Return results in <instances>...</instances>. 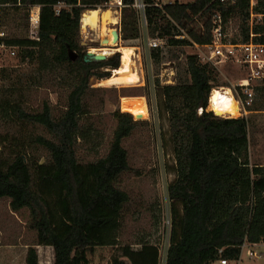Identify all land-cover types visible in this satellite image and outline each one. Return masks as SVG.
<instances>
[{
	"label": "trees",
	"instance_id": "trees-1",
	"mask_svg": "<svg viewBox=\"0 0 264 264\" xmlns=\"http://www.w3.org/2000/svg\"><path fill=\"white\" fill-rule=\"evenodd\" d=\"M105 1L0 0V23L10 16L26 31L3 40L18 48L17 58L23 64L35 66L37 82L48 81L65 96L63 108L56 113L47 99L39 109L27 108L19 81L0 94V116L11 120L12 132L17 131L0 133V198H9L14 211L30 212L29 227L36 232V242L28 247L26 264H49L40 260L37 246L53 248L51 264H71L75 251L119 244L124 209L130 201L120 179L128 172L142 174L123 145V139L138 127L134 114L120 107L111 111L114 126L109 132L102 124L103 112L91 108L93 96L103 88L93 84L121 66L122 53L85 61L89 48L82 46L76 64L62 65L72 51L67 38L47 31L29 35L35 5L86 11ZM124 2L121 38H140L134 0ZM144 2L150 35L165 37L171 46L192 44L176 38L173 21L186 27L194 41L211 42L217 13L226 27L232 18L240 19V35L232 36L233 42L249 41L251 32L252 39L264 41V0L255 7L262 18L253 25L249 0L169 1L162 6L154 0ZM194 16L198 21L192 25ZM151 54L159 62L162 48H152ZM187 70L189 81L161 85L158 80L176 161L175 178L167 187L171 229L165 264H218L222 258H238L246 240H264V165L250 160L249 118H218L206 110L210 92L218 85V69L193 53L187 56ZM1 72L5 78L7 69ZM257 93L260 99L249 107L251 111L264 108V86L257 87ZM127 95L134 94H123ZM201 107L205 110L199 114Z\"/></svg>",
	"mask_w": 264,
	"mask_h": 264
},
{
	"label": "rangeland",
	"instance_id": "rangeland-1",
	"mask_svg": "<svg viewBox=\"0 0 264 264\" xmlns=\"http://www.w3.org/2000/svg\"><path fill=\"white\" fill-rule=\"evenodd\" d=\"M169 1L192 2L194 0H162L163 3ZM74 8L76 7L61 5L53 6L52 9L48 8L47 10L49 14L54 15L55 13L59 17L63 11L75 15ZM77 8L81 20L84 19V14H88L90 11ZM41 9L43 8L37 10L36 7H32L31 14L39 15L41 20ZM97 9H100L101 14L106 11V16L111 21L108 24V29L103 31L100 21L97 25L83 26V23L79 24L77 32L79 45L76 49L71 38L54 32L50 33L67 38L72 49L78 53L82 52V46L96 53H103L107 49L108 56L113 55L116 51L122 53L125 48L134 50L132 68L139 74L140 81L133 85L107 84L103 83V79L96 81L93 86L103 88L93 96L91 108L103 112L101 114L102 124L110 132L114 126V118L110 112L118 107L121 108L123 94H134L132 96H139L144 99L146 104L145 118L143 120L137 119L134 114L138 127L135 132L123 139V145L130 151L133 165L141 170L142 174L128 172L124 173L120 179V185L130 193V201L126 204L123 213L119 235L120 243L117 245L91 246L75 251L71 264H119L121 261L126 264H165L171 229L167 187L170 181L175 178L176 161L170 141L164 95L160 88L162 87L160 84H164L160 82L159 75L165 72L167 77H171V83L189 81L187 56L196 53L197 50L192 45L171 46L164 43L160 46L162 59L156 62L151 54L152 49L149 46L146 27L142 26L140 38L123 40L120 36L117 40L115 39V42L113 41L114 43H111L108 39L111 38L109 34L112 31L109 33L108 30L118 26L120 13L108 4ZM256 20L259 19L256 17ZM30 21V36L36 37L38 31H44L41 22L35 25L32 24V19ZM239 25V18L234 17L229 21L227 31L230 37L240 35ZM68 26L71 25L68 24ZM0 28L6 37L21 36L26 32L24 27L16 25L10 16L5 19L4 23H0ZM7 46L8 48L4 47L1 52L0 67L6 68L7 72L5 78L0 75V94L9 84L13 82L18 84L19 81V84L23 85L27 108L39 109L43 100L47 99L53 104L56 113L61 111L65 101L63 91L48 81L37 82L35 66L23 64L17 58L18 48L9 44ZM12 50H15L16 54H12ZM61 64L72 65L76 63L70 59L61 61ZM217 69L219 72L217 86H230L244 73L238 65L232 63ZM113 71H111L112 74ZM158 80L160 84H158ZM101 99L104 100V103L101 102ZM259 99L257 93L255 102ZM121 110L123 109L121 108ZM246 117L250 119L248 134L251 163L264 165V108L250 111ZM10 123L11 120L7 121L0 116V133H6L10 130L11 133L17 134V131L12 132L15 124ZM37 131L39 132V129ZM26 132H30L29 126L26 128ZM44 132L46 133V131ZM135 153H140L142 158L152 160V165L144 169L138 166L135 163ZM30 217L28 209L14 211L11 208L9 198H0V264H26L24 252L36 242V232L29 227ZM37 248L40 250L42 262L46 263L47 260H50V248L47 246H38ZM245 260L249 264L264 263V259L253 260L247 256H245Z\"/></svg>",
	"mask_w": 264,
	"mask_h": 264
},
{
	"label": "built area",
	"instance_id": "built-area-1",
	"mask_svg": "<svg viewBox=\"0 0 264 264\" xmlns=\"http://www.w3.org/2000/svg\"><path fill=\"white\" fill-rule=\"evenodd\" d=\"M157 6H162V0H154ZM224 1V0H222ZM235 2V0H232ZM259 0H249L250 4V24L253 25L259 22L262 18V14L255 12V7L258 5ZM104 4H108L111 7L120 13L121 20V10L127 4L124 0H106ZM103 4V5H104ZM133 7L136 8L139 15V23L142 34V26L146 27L148 31V40L150 48L160 47L166 43V38L157 36H151L148 27V20L146 16V3L144 0H134ZM32 13V11H31ZM256 17L259 20H256ZM33 20L32 24L40 23V16L30 15V20ZM198 21V16H194L192 25H195ZM176 28L177 34L176 38L179 39H189L192 42V46L196 48L197 52L195 54L203 62H207L216 68H221L229 63L238 65L243 70V76L237 81L232 83L230 86H214L210 92L209 104L206 107L207 111L215 112L218 118L219 116L215 109L209 110V105L212 103L215 93L221 92L224 95L231 94L235 101L238 104L240 117H246L247 114L251 111V107L256 100L257 87L264 86V41H256L252 39L253 32H251V39L249 41H237L233 42L227 31L226 24L224 23L223 16L220 13H217L213 16V29L212 35L213 39L211 42L199 43L194 41L186 27L180 25L179 23L173 21ZM118 26L115 27V30L118 31L119 37L121 36V21L117 23ZM5 33L0 28V61H1V52L5 47L8 48L7 43L3 40ZM141 37V36H140ZM12 54H16L15 50H12ZM1 66V64H0ZM0 67V75L1 69ZM159 80L162 84H174L171 83V77H167L165 72H162L159 75ZM205 110L204 107L199 108V114L203 113ZM233 117L232 115H228ZM237 116V117H239ZM245 256L251 259H264V240L260 242H249L245 241L241 245L240 255L235 259H225L222 258L219 260L218 264H249L245 260ZM264 264V263H263Z\"/></svg>",
	"mask_w": 264,
	"mask_h": 264
},
{
	"label": "bare ground",
	"instance_id": "bare-ground-1",
	"mask_svg": "<svg viewBox=\"0 0 264 264\" xmlns=\"http://www.w3.org/2000/svg\"><path fill=\"white\" fill-rule=\"evenodd\" d=\"M45 9L46 8H43V11L41 13L40 24L42 29L47 32H54L71 38L75 49L79 45V43L77 42V32L80 26L79 24L83 23V26L97 25L100 21L101 28L103 31H105L108 29V24L111 22L106 16V11L104 12V14H101L100 9L90 10L88 14H84V19L82 20L79 17V10L77 7L73 10L76 13L75 15L63 11L59 17L53 14H49ZM114 21L117 22L116 20ZM68 24H70L71 26L69 27ZM108 31L109 33L110 31H112L111 34H109L111 35V38H109L108 41L114 43L117 40L115 28H111ZM105 52H107V49L105 50ZM133 55L134 50L132 48L123 49L121 56V66L119 68L113 69L114 73L110 77L103 79V83L133 85L139 82L140 76L137 71L132 68ZM121 108L124 111H129L135 114L137 119L143 120L145 118L146 104L142 97L132 95L124 96L121 100ZM212 109H215L219 116L222 118L229 117L228 115H232L233 117H237L240 115L239 107L234 97L231 94L224 95L220 91L215 93L212 103L209 105V110ZM134 157L135 163L143 169L148 168L153 163L152 160L142 158L140 156V153H135Z\"/></svg>",
	"mask_w": 264,
	"mask_h": 264
},
{
	"label": "water",
	"instance_id": "water-1",
	"mask_svg": "<svg viewBox=\"0 0 264 264\" xmlns=\"http://www.w3.org/2000/svg\"><path fill=\"white\" fill-rule=\"evenodd\" d=\"M115 34H116V38H119L118 35V31L115 30ZM79 57V53L75 50L72 49L71 53H70V59L73 61H76ZM108 57V53L103 52V53H96L93 51H88L85 55H84V59L85 61H91V60H102V59H106Z\"/></svg>",
	"mask_w": 264,
	"mask_h": 264
},
{
	"label": "crops",
	"instance_id": "crops-1",
	"mask_svg": "<svg viewBox=\"0 0 264 264\" xmlns=\"http://www.w3.org/2000/svg\"><path fill=\"white\" fill-rule=\"evenodd\" d=\"M34 7H36V9L38 10V9H40V8H46L45 10L48 12V8H53V6L52 5H35ZM42 9H41V13H42ZM38 247V246H37ZM48 248H50V254H51V258H50V260H47V262L46 263H49V264H51L52 263V260L54 259V250H53V248L51 247V246H47ZM38 253H39V258L41 259V253H40V250L38 249ZM26 254H27V250L24 252V259H26Z\"/></svg>",
	"mask_w": 264,
	"mask_h": 264
}]
</instances>
